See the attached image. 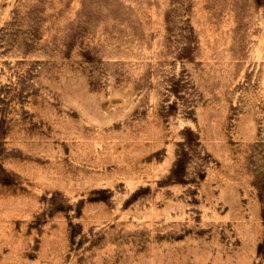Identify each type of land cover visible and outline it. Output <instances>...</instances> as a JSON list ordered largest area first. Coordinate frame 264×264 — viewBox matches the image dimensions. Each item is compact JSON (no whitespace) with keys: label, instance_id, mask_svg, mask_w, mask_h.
I'll return each mask as SVG.
<instances>
[{"label":"rangeland","instance_id":"1","mask_svg":"<svg viewBox=\"0 0 264 264\" xmlns=\"http://www.w3.org/2000/svg\"><path fill=\"white\" fill-rule=\"evenodd\" d=\"M0 264H264V0H0Z\"/></svg>","mask_w":264,"mask_h":264}]
</instances>
